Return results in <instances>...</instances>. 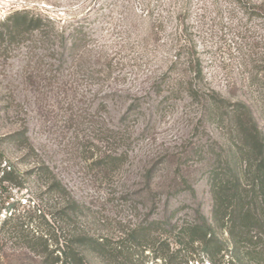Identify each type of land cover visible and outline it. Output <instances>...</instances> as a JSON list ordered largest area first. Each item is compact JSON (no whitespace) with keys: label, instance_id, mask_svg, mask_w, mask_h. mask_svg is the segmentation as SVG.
I'll return each instance as SVG.
<instances>
[{"label":"rangeland","instance_id":"obj_1","mask_svg":"<svg viewBox=\"0 0 264 264\" xmlns=\"http://www.w3.org/2000/svg\"><path fill=\"white\" fill-rule=\"evenodd\" d=\"M20 12L44 19L48 37L0 50V136L26 125L35 150L7 149L22 171L42 161L107 223L158 218L185 204L184 216L199 202L210 216L209 161L196 150L224 133L205 128L202 105L167 81L192 79L189 62L198 60L196 89L248 103L264 131V0H0V23ZM61 32L85 35L75 62H61ZM179 54L182 64L172 66ZM130 103L142 111L123 119ZM104 155L119 156L118 166L100 165ZM181 174L197 198L171 195ZM45 192L30 177L10 202L21 215L34 205L51 209L56 199ZM5 250L3 264H39L31 253ZM87 258L102 264L91 252Z\"/></svg>","mask_w":264,"mask_h":264},{"label":"trees","instance_id":"obj_2","mask_svg":"<svg viewBox=\"0 0 264 264\" xmlns=\"http://www.w3.org/2000/svg\"><path fill=\"white\" fill-rule=\"evenodd\" d=\"M46 26L44 19L28 12L9 16L0 23V50L36 33L48 38ZM84 37L81 32L60 33L61 62L76 61V42ZM180 56L176 55L172 66L182 64ZM189 65L194 70L192 79L178 74L167 82L182 85L202 105L205 128L212 125L224 133L223 141L214 139L205 149L196 150L209 161L211 215L199 202L184 216L180 213L185 204L167 209L158 218L107 223L98 211L71 196L48 165L35 159L37 165L24 173L9 156V147L27 150L30 156L35 152L24 125L0 136V214L7 213L0 219V264L9 245L40 258L39 264H90L87 252L102 264H264V131L248 103L231 101L212 89L197 90L194 80L202 78V68L198 60H190ZM6 109H10L8 102ZM141 109L139 103H130L122 117ZM119 160V156L104 155L97 161L116 168ZM30 177L42 182L56 205L51 209L34 205L21 215L10 202L11 193L24 188ZM154 185L150 177L148 190ZM170 188L171 195L189 191L197 198L196 188L182 174L173 178ZM95 223L102 227L93 228Z\"/></svg>","mask_w":264,"mask_h":264}]
</instances>
